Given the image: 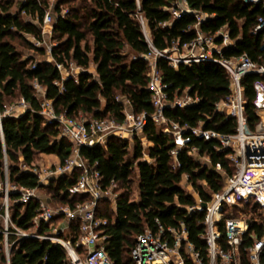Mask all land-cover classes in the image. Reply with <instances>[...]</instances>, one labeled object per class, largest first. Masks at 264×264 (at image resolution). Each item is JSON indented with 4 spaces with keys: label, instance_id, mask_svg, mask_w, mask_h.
<instances>
[{
    "label": "trees",
    "instance_id": "1",
    "mask_svg": "<svg viewBox=\"0 0 264 264\" xmlns=\"http://www.w3.org/2000/svg\"><path fill=\"white\" fill-rule=\"evenodd\" d=\"M186 2L197 13L186 12L175 18L172 9L180 7L179 0H58L54 7L50 0H0V180L4 182L8 178L12 186H35L38 184L35 173L26 172L21 176L24 163L31 164L45 155H55L64 162L73 152V142L62 136L61 124L48 121L42 114L43 101L35 87L36 81L46 88V97L53 101L54 109L68 115L123 121L127 108L124 98L131 101L137 112L155 110L149 89L151 67L144 58L151 46L141 15L150 20L154 45L166 49L175 40H191L195 32L190 31L189 26L199 21L198 14L207 13L209 16L201 24L202 30L211 33L227 27L237 40L236 47L227 50L228 55L246 51L255 61L264 62V31L253 32L259 17L264 15L261 5L245 0ZM64 5L68 6L65 13ZM49 11L57 15L53 28L57 40L52 48L54 60L38 61L33 66L30 64L33 58L26 57L20 46L46 53V48L35 44L27 34L44 40L41 26ZM25 14L30 19H26ZM70 61H75L81 69L69 79H63L56 62L70 66ZM158 65L172 99L187 90L200 97L198 102L186 106L167 107L166 116L183 125L195 127L204 123L209 128L234 130L235 119H227L216 111L217 102L231 92L226 67L218 62L204 61L184 64L177 69L166 58H161ZM259 78L258 74L250 73L243 80L249 101L247 113L253 124L259 120L254 106L255 82ZM16 98H24L30 103L28 111L23 115L5 114L7 102ZM144 135L150 141L148 147H144L139 136L134 137L132 147L130 138L112 135L104 146H84L81 150L84 158L97 163L105 187L117 183L115 190L121 191L117 201L119 220L135 207L150 204L160 195L187 202L188 199L183 198V180L186 175L193 176L197 169L207 170L222 180L223 176L216 171L218 164L221 163L227 172L232 168L217 138L194 136L180 147L175 136L165 133L162 125L152 117L148 118ZM194 147L198 154L192 153ZM176 148L177 156L172 153ZM204 156H208L210 162H204ZM80 173L81 170L76 168L73 173L44 184L42 190L59 205L83 201L89 197L87 193L72 195L69 191ZM135 181L140 200L133 197ZM9 194L14 221L25 224L37 215L41 204L39 198L22 202L18 200L21 192L13 187ZM113 203L110 198L102 200L100 211L111 214ZM168 212L160 213L168 220L180 213L176 208ZM185 213V210L181 212ZM153 214L149 216V222ZM189 220L196 223L194 216ZM195 227L193 225V239L197 237ZM115 228L112 225L109 232ZM31 243L33 247H30ZM16 247L32 248L34 257L42 258L43 262L63 258L64 263L72 264L68 253L51 240L26 239ZM113 247L114 264H137L130 244ZM12 250L14 255L20 253L15 247ZM0 252V264H8L6 251ZM11 264H17L14 257Z\"/></svg>",
    "mask_w": 264,
    "mask_h": 264
},
{
    "label": "built area",
    "instance_id": "2",
    "mask_svg": "<svg viewBox=\"0 0 264 264\" xmlns=\"http://www.w3.org/2000/svg\"><path fill=\"white\" fill-rule=\"evenodd\" d=\"M245 1L264 8V0ZM66 11L68 9L63 10L64 13ZM172 11L175 18L185 13L181 6ZM208 16L207 13L198 14L199 21L189 26V30L195 32L191 40L178 39L171 47L160 49L152 41L150 20L141 15L143 29L151 46L144 58L151 67L149 89L155 105L153 112H137L131 101L124 98L126 118L118 121L115 118L68 115L57 112L52 100L43 102L42 114L48 121L61 124L62 136L73 142V152L64 162L33 161L31 164H23L21 176L33 172L37 175L38 184L32 187L14 185L13 189L21 192L18 200L29 202L36 197L41 204L37 215L25 224L14 220L11 224L9 204L3 205L6 224L4 227L0 225V250L6 251L9 264L12 249L26 239L51 240L68 253L72 264H114V247L109 244V229L113 225V218L111 214L100 211V203L108 198L117 202L120 193L115 190L117 183L104 186L97 163L84 158L81 150L84 146H104L112 135L121 138L139 136L144 147H148L149 139L144 135V130L149 117L161 124L165 133L173 134L180 147L194 136L219 139L221 149L231 161L232 168L227 172L219 163L217 169L224 181L213 189L208 198H200L197 202L189 199L182 202L185 204V215L175 213L173 219L168 220L160 212L153 214L147 226L139 230L130 242L132 256L137 264H264V62L255 61L246 51L228 55L227 50L236 47L237 40L227 27L211 33L202 30L201 24ZM56 19L57 16L49 11L44 24L49 23L53 29ZM262 30L264 15L259 17L253 32ZM161 58H166L177 69L184 64L204 61L218 62L226 67L231 80V92L217 102L216 111L224 114L227 119H235L234 130L209 128L204 123L195 127L183 125L166 116L167 107L186 106L198 102L200 97L187 90L172 99L167 90L169 85L158 65ZM56 64L63 79L76 75L68 69L70 66L81 69L75 61H70V66L59 62ZM250 73L260 76L255 82L254 106L259 115L255 124L247 113L249 101L243 83L245 76ZM35 87L43 88L37 81ZM29 108L30 103L22 98L18 106L7 107L5 114L23 115ZM1 122L0 113L2 128ZM172 153L177 156L178 149H173ZM192 153L198 154L197 147L193 148ZM76 168L81 173L69 191L72 195L87 193L89 197L74 205L54 206L42 186L54 178L73 173ZM191 216L195 217L196 223L192 224L189 220ZM193 225L196 226L195 239L192 238Z\"/></svg>",
    "mask_w": 264,
    "mask_h": 264
},
{
    "label": "rangeland",
    "instance_id": "3",
    "mask_svg": "<svg viewBox=\"0 0 264 264\" xmlns=\"http://www.w3.org/2000/svg\"><path fill=\"white\" fill-rule=\"evenodd\" d=\"M52 6L54 7L58 0H50ZM16 9V8H15ZM68 9L67 5H64V10ZM57 16V15H56ZM26 19H30V16L25 14ZM37 22V21H36ZM41 29L44 33V40L37 39L34 35L27 34V36L37 45L43 46L46 48V53L41 52L40 50L31 49L26 46H20V48L24 51L26 57L33 58V61L30 64H34L38 61L42 60H54L52 55V48L55 44H57V40L54 37L53 29L51 28L49 23H46L41 26ZM72 73L77 74V70L79 71V67H69L68 68ZM92 70L95 69L94 66L91 67ZM39 97L42 99L43 102L47 101L46 97V88H39L38 89ZM20 103H22V98H16V99H10L7 102V105L9 108L16 107ZM82 116H88V115H79ZM112 119V118H107ZM132 147L135 143V138H130ZM148 143H150L148 141ZM55 155H45L44 157H41L37 162L42 163H50L53 160V157ZM50 157V158H48ZM204 162H210V158L208 156H204L203 158ZM216 171L220 174V170L216 168ZM221 175V174H220ZM137 175L135 174V177ZM8 180V179H7ZM224 181V177L222 179ZM222 180L219 178H215V176L211 175L207 170L197 169L193 176H185L183 180V198L189 199L197 202L200 198H208L210 196V193L213 191L214 188L218 187L220 183H222ZM135 187H134V195L133 197L137 200H140L139 193L137 190V181H135ZM13 186L7 182L6 180L3 182L0 180V225L4 227V224H6V216L2 212V207L4 204H9L10 208V218H11V224L13 223L12 218V209H11V200H10V194H7V190L12 188ZM117 192H121L120 189H116ZM46 194V193H45ZM48 195V194H47ZM49 196V195H48ZM8 198V201H7ZM51 198V197H50ZM113 201V200H112ZM174 201V202H173ZM182 200H178V197L176 199L174 198H166L165 196H157L154 197L153 200L150 202V204L147 205H141L135 207L131 213H129L124 218H121L120 220L117 219V216L119 215L118 211L115 210L114 203L111 206L112 212L111 216L113 218V225H115V229L112 230L111 236H110V245L120 246L123 245H129L132 239H135L136 234L138 231L144 227L147 226V223L149 221V216L152 215V213L155 212H163V211H173L174 208H179L178 212H183V204ZM52 204L54 206H60L59 204H56L52 199ZM115 206H117L115 204ZM168 212V213H169ZM121 215V214H120ZM122 216V215H121ZM30 247H33V243L30 244ZM18 250L20 253H17L14 255L13 250L11 251V259L14 257L17 261V264H66L64 263L63 258H57L54 262H43L42 258H35L34 252L32 248H24V247H15V250ZM4 252V249L2 250ZM1 253V252H0ZM14 255V256H13ZM9 264V263H8ZM68 264V263H67Z\"/></svg>",
    "mask_w": 264,
    "mask_h": 264
},
{
    "label": "water",
    "instance_id": "4",
    "mask_svg": "<svg viewBox=\"0 0 264 264\" xmlns=\"http://www.w3.org/2000/svg\"><path fill=\"white\" fill-rule=\"evenodd\" d=\"M179 4L181 7H183L185 13L186 12L197 13L195 9H192L191 7L188 6L186 0H179ZM204 205L206 206V203Z\"/></svg>",
    "mask_w": 264,
    "mask_h": 264
},
{
    "label": "crops",
    "instance_id": "5",
    "mask_svg": "<svg viewBox=\"0 0 264 264\" xmlns=\"http://www.w3.org/2000/svg\"><path fill=\"white\" fill-rule=\"evenodd\" d=\"M149 142H150V141H149ZM149 144H150V143H149ZM48 158H50V157H48ZM53 160H55V161H53V162L60 161V160L58 159L57 156H54V157H53ZM51 162H52V161H51ZM114 202H115V201H114ZM115 204L117 205V202H115V203H114V206H113V207L115 208V210L117 211V206H115ZM107 214H110V213H107Z\"/></svg>",
    "mask_w": 264,
    "mask_h": 264
}]
</instances>
